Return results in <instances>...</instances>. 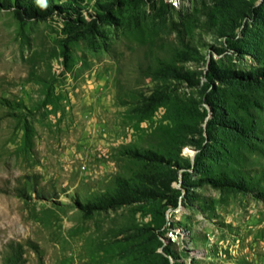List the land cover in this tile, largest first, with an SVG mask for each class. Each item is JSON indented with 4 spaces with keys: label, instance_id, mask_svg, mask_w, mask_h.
<instances>
[{
    "label": "rangeland",
    "instance_id": "rangeland-1",
    "mask_svg": "<svg viewBox=\"0 0 264 264\" xmlns=\"http://www.w3.org/2000/svg\"><path fill=\"white\" fill-rule=\"evenodd\" d=\"M30 3L0 8V264H264V0Z\"/></svg>",
    "mask_w": 264,
    "mask_h": 264
},
{
    "label": "trees",
    "instance_id": "trees-1",
    "mask_svg": "<svg viewBox=\"0 0 264 264\" xmlns=\"http://www.w3.org/2000/svg\"><path fill=\"white\" fill-rule=\"evenodd\" d=\"M47 1V0H46ZM48 3L39 4L38 5H31L30 0H13V3L11 4L10 0H0V8L3 9H10L14 8L15 13L22 17H44L47 12ZM63 10H66L67 8H62ZM20 11V12H19ZM259 71H254V73H258ZM260 72H264V70H260ZM230 177H238L237 175L231 173ZM227 182V177L225 178ZM218 182V181H216ZM233 182V181H230Z\"/></svg>",
    "mask_w": 264,
    "mask_h": 264
}]
</instances>
